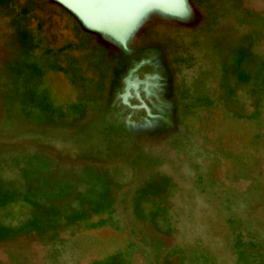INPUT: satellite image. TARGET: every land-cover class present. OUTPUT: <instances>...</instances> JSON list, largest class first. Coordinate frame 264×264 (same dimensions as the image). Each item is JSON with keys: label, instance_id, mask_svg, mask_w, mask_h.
<instances>
[{"label": "rangeland", "instance_id": "1", "mask_svg": "<svg viewBox=\"0 0 264 264\" xmlns=\"http://www.w3.org/2000/svg\"><path fill=\"white\" fill-rule=\"evenodd\" d=\"M96 1L0 0V264H264V0Z\"/></svg>", "mask_w": 264, "mask_h": 264}, {"label": "water", "instance_id": "2", "mask_svg": "<svg viewBox=\"0 0 264 264\" xmlns=\"http://www.w3.org/2000/svg\"><path fill=\"white\" fill-rule=\"evenodd\" d=\"M83 1V2H82ZM74 2H78L82 5L87 4V6H97L98 2L96 0H74ZM90 2V4H89Z\"/></svg>", "mask_w": 264, "mask_h": 264}]
</instances>
